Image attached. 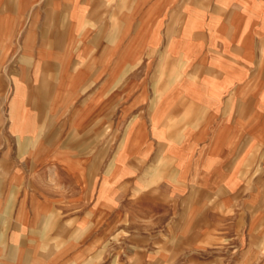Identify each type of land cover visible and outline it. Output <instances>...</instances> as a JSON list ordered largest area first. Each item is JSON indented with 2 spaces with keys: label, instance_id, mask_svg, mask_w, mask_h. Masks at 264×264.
<instances>
[{
  "label": "crops",
  "instance_id": "0c3cea01",
  "mask_svg": "<svg viewBox=\"0 0 264 264\" xmlns=\"http://www.w3.org/2000/svg\"><path fill=\"white\" fill-rule=\"evenodd\" d=\"M180 200L203 236L236 203L264 264V0H0V264H83L131 216L129 250L178 247Z\"/></svg>",
  "mask_w": 264,
  "mask_h": 264
},
{
  "label": "rangeland",
  "instance_id": "374dc122",
  "mask_svg": "<svg viewBox=\"0 0 264 264\" xmlns=\"http://www.w3.org/2000/svg\"><path fill=\"white\" fill-rule=\"evenodd\" d=\"M171 25L167 24V32L169 34L179 32L178 26L173 28ZM105 134L109 135L110 139L113 137L118 140V131L113 129L111 125L105 129ZM117 146L118 143L116 141L112 144L110 143V151L114 152ZM189 205V203H185L182 200L176 204L157 205L158 213L162 217L166 218L170 214L171 217H177L176 224L178 223L179 235L175 240L173 237L171 243L176 242L178 247L129 250L128 239L121 237L122 234L128 236L132 234L133 230L137 229L152 232V226L150 229L139 228L143 223L137 216H131V223L130 225L127 224L128 228H124L125 232L122 231L121 235H117L114 240L110 241L108 245L110 251L94 252L85 256L83 264H238L236 261L238 255L239 257L242 255L241 248L236 247L238 240H246L250 237V232L246 229L248 215L246 217L243 211L240 213L236 211V203L225 208V217L221 218L215 214L211 215V219L215 224L210 227L211 232L207 236L202 234V219L199 215L197 219H194V225L192 226V228H195L196 234L190 235L185 229L186 219L189 215ZM191 206L195 207V204ZM209 207H212L213 211L216 210V201L210 203ZM139 208L134 206L133 210L139 211ZM199 209L197 207L195 211ZM159 222L157 221V224ZM167 243H170V241ZM190 243L195 244V246H191Z\"/></svg>",
  "mask_w": 264,
  "mask_h": 264
}]
</instances>
